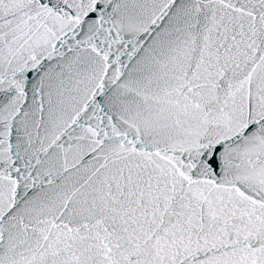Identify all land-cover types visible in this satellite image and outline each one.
<instances>
[{
  "label": "snow or ice",
  "instance_id": "obj_1",
  "mask_svg": "<svg viewBox=\"0 0 264 264\" xmlns=\"http://www.w3.org/2000/svg\"><path fill=\"white\" fill-rule=\"evenodd\" d=\"M0 264H264V0H0Z\"/></svg>",
  "mask_w": 264,
  "mask_h": 264
}]
</instances>
